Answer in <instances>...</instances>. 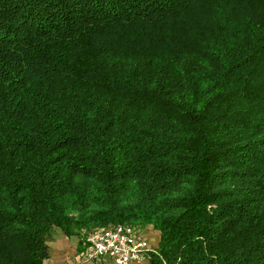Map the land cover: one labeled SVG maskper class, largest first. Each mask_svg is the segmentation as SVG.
<instances>
[{
    "label": "trees",
    "instance_id": "trees-1",
    "mask_svg": "<svg viewBox=\"0 0 264 264\" xmlns=\"http://www.w3.org/2000/svg\"><path fill=\"white\" fill-rule=\"evenodd\" d=\"M119 223L264 264V0H0V264Z\"/></svg>",
    "mask_w": 264,
    "mask_h": 264
},
{
    "label": "built area",
    "instance_id": "built-area-1",
    "mask_svg": "<svg viewBox=\"0 0 264 264\" xmlns=\"http://www.w3.org/2000/svg\"><path fill=\"white\" fill-rule=\"evenodd\" d=\"M88 258L107 257L115 264H131L151 259L156 251L131 224H114L85 231Z\"/></svg>",
    "mask_w": 264,
    "mask_h": 264
},
{
    "label": "crops",
    "instance_id": "crops-1",
    "mask_svg": "<svg viewBox=\"0 0 264 264\" xmlns=\"http://www.w3.org/2000/svg\"><path fill=\"white\" fill-rule=\"evenodd\" d=\"M139 233L143 235L154 249H158L160 242V232L149 225L137 227ZM143 231H141V230ZM67 235L60 228H54L48 237L49 256L41 261L40 264H115L107 257L88 258L86 256L87 245L85 242V231ZM131 264H151V260L145 259L141 262Z\"/></svg>",
    "mask_w": 264,
    "mask_h": 264
},
{
    "label": "rangeland",
    "instance_id": "rangeland-1",
    "mask_svg": "<svg viewBox=\"0 0 264 264\" xmlns=\"http://www.w3.org/2000/svg\"><path fill=\"white\" fill-rule=\"evenodd\" d=\"M132 225V224H131ZM141 230V229H140ZM142 231V230H141ZM143 232V231H142Z\"/></svg>",
    "mask_w": 264,
    "mask_h": 264
}]
</instances>
